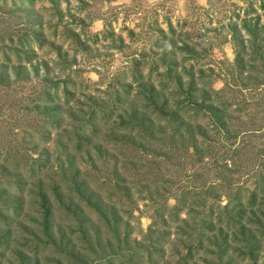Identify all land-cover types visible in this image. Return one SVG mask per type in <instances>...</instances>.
<instances>
[{"label": "rangeland", "instance_id": "obj_1", "mask_svg": "<svg viewBox=\"0 0 264 264\" xmlns=\"http://www.w3.org/2000/svg\"><path fill=\"white\" fill-rule=\"evenodd\" d=\"M249 7L254 11L245 18L264 24V0H0V35L10 39L4 44L22 47L31 57L16 61L8 50L7 62L0 53V223H5L0 224V264H264V33L258 32L263 41L256 44L261 58L251 61L249 48L241 55V66L250 63L253 70L245 68L235 81L228 75L238 72L229 25L235 22L236 34L249 45L239 21ZM21 34H28L26 44L18 42ZM183 47L203 56L198 62L184 59ZM148 49L163 53V61L174 69L171 75L154 58L157 68L140 84L130 75L113 82L121 70L134 66L145 74L151 62L137 57ZM64 59L73 64L60 70L57 62ZM200 69L218 92L211 98L227 103L224 107L213 101L224 126L216 125L209 112L200 110L194 116L186 95L175 92L187 87V73L197 75ZM68 79L75 85L64 88L61 82L53 90L52 82ZM111 84L113 89L107 90ZM197 84L207 88L200 80ZM151 86L159 89L156 105L167 96L169 110L177 100L181 107L168 115L170 122L155 115L149 124L134 123L132 130L120 131L140 146L120 144L112 129L132 110L137 116L143 113ZM116 87L119 104L113 102ZM63 89L72 93L67 103ZM200 92L190 99L199 101ZM106 94L115 107L104 110L112 113L105 115L106 121H96L98 132L91 145L77 154L70 149L58 155L57 135L73 128L86 105L91 107L90 97H98L103 106ZM49 95L52 101L46 102ZM53 107L54 115H44L43 109ZM51 120L60 126L47 125ZM177 120L185 123V132L172 127ZM142 142L153 149L143 148ZM71 145L69 141L66 147ZM31 163L34 169L36 163L42 166L28 176L24 169ZM70 163L75 177L67 173L59 180L58 164ZM73 183H83L79 191L89 197L88 203L76 194ZM176 197L177 205L183 197L185 206L172 222V212L162 208L173 205ZM43 202L51 211L47 236L41 230ZM238 202L246 213L242 235L240 225L229 227L225 220L226 210L239 209ZM98 207L105 222L95 213ZM209 210L211 228L205 233L193 221ZM112 226H117L119 241L110 233ZM46 237L50 242L43 248H33L37 239ZM126 247L138 249L139 256L126 262L127 252L116 250Z\"/></svg>", "mask_w": 264, "mask_h": 264}, {"label": "trees", "instance_id": "obj_2", "mask_svg": "<svg viewBox=\"0 0 264 264\" xmlns=\"http://www.w3.org/2000/svg\"><path fill=\"white\" fill-rule=\"evenodd\" d=\"M260 6H262L261 3H260ZM251 11H254V9L252 7H249L248 10H245L244 17L239 19V21L241 23V29L242 28L244 29V32H245V34L247 36L246 40L248 41L249 45H246V44L244 45L240 34H236L237 31H238V29H236V25L237 24L235 22H231V24L229 25L230 28H231V34H232L231 39H232V43H233V46H234V59L236 60L235 63L237 65V67H238V72H236L237 75H234L233 72H229L230 74H228V75H230V78L233 81H235V78L239 77L242 74V72L245 70V68H249L250 70H253V65L250 64V63L246 64L245 67L241 66V64H242L241 55L246 54V49L247 48H249L247 50V54L250 57L251 61H255V59L261 58V56H262V50L260 49V47L256 48V44H258L259 41H261V40L263 41V37L262 36L259 37L258 32L264 33V24L260 25V24H258L257 20L252 21V19H248L249 17L245 18V16ZM168 31L172 32L170 26H168ZM26 32L29 33L28 31H26ZM96 35L97 34L94 35L95 39L97 38ZM102 35H103V37H105L106 33H103ZM107 35L111 36L110 33H107ZM6 39L10 41V39L3 38V35H0V53H1L2 57L4 58V60L9 62L10 55L8 53V50L11 51V54H13L14 57H16V61H28V60H30L31 57H30V55H28V53H29L28 50H26V49L23 50L22 47L14 49L11 46H6L4 44ZM29 39L30 38H28V34H23V35L21 34L20 36H18V42H20V43H25L26 44L29 41ZM183 48H184L185 51H187V56H185L184 59H191L194 62H198L199 58L203 56V54H201V51H196L193 47L189 48V50L187 49V47H183ZM155 56H157V57H155ZM137 58H138V60H141V61H147V62L150 61L151 62L147 72L145 74H142L140 71L137 70V66L131 67L129 70H127L125 68L126 70H121L117 75H115L113 77V82L114 83H116V81H118V80H121L124 76L130 75L132 77V81L133 82H136L137 84L138 83L140 84L142 79L149 78L150 75H151V71H153V70H155L157 68L158 63H152L153 62L152 60H154V58L159 63H161L162 66H165L164 68H165V71H166L167 74L171 75L172 74L171 72H173V70H174L172 68V66H170L169 63H165L163 61L164 60L163 53L162 54L161 53L158 54L155 50H152V49H148L146 51L139 52V55H138ZM135 60L136 59L133 58V61L131 62L132 65H134ZM57 63L59 64L60 70H65V69L69 68L73 64V60L64 59L63 61H60V62H57ZM203 73H204L203 69H200L198 71L197 75H193L191 73H187V75L190 78L189 83L187 84V87L185 89H180L179 88L178 90H175V92H179L180 91V92H182V93H184L186 95L185 97L188 98V100L185 101V102L188 103L187 104L188 106H192L195 109V111L193 112L194 116L200 110H202V112L203 111L209 112L210 115L212 116V120L214 119L215 122L217 123L216 125L224 126L223 119H222L223 117L220 115V112H221L220 107L216 108L215 107L216 104H214L215 102H213V101H217V99L216 98H214V99L211 98L212 94H213L214 97H216L218 92L216 90H214L210 86L211 85V80L206 79L204 77ZM199 80L202 81L203 85H207V88H204V89H201L200 87L197 88L196 85H198L197 81H199ZM61 82L64 83V88L66 87L65 85H67L69 83L75 85L74 82L71 81V79L63 80V81L57 80V81H54V82L51 83V86L53 87V90H56L58 84L61 83ZM119 82H118V85H119ZM177 82L180 83L179 77H178V81ZM113 85H115V84H113ZM113 85L112 84L111 85H107V87H106L107 90H112L113 89ZM253 86H255V85H253ZM46 87H47V89L51 88L50 86H46ZM126 87H129V85L126 84L125 86L122 87V89L125 90L124 91L125 94H126V90H127ZM142 89H144V88H142ZM146 90L149 93L150 100H148V102L145 103L143 108L140 110L143 113H141L140 115L137 116L135 110H132L128 115H126L127 120H119L116 123V125L114 126V128L112 129V131H115L114 133L117 134L120 137V140H117L118 142H120V144H123L124 142L126 144L127 143L134 144L132 142V140H130L128 138H125L124 136H121L120 135L121 134L120 131H123V130L130 131V130H132V127L129 128V126L134 124V123L137 124V125H143V122L145 121V122H147L149 124L150 121H152L151 118H153L155 115H156L155 117L159 118V119L168 118V115L173 116V114L175 112L174 110H179V108L182 105V101H180V100L174 101V102H172L174 104L173 108L175 107L174 110L173 111H172V109L169 110V104H168V99H167L168 97L167 96L163 97V99L159 103V105H156L154 102H155V98L158 99V97H157L158 94H154V93H158L159 89L156 91L151 86V87H149ZM197 90L201 91L200 92L201 94H200L199 101H197V102L196 101H192L190 98H191V96H193L194 92H196ZM63 92L67 96L66 99H65V102L67 103V100L69 99L68 97H70L68 95H72V93L71 92H66L65 89H63ZM117 92L118 91H117V87H116V90L114 89L113 93L116 94L117 97H116L115 101H113V102L119 104V103L122 102V100H120V98H119L120 95L117 94ZM43 94L46 97L48 96V93L45 92V91H43ZM141 94H142V92L140 91V92H137L136 95H141ZM106 95H107V97L105 99L106 103H104L103 106H101L98 103V100H100L98 97H96V96L90 97L89 100L91 101V104H92L91 107H90V103L87 102L88 103L86 105L87 110L83 112V115H81V117L79 119H77L78 120L77 123L75 125H72L73 128L70 131L69 130L66 131V129H64L57 135V137L55 138L54 142H55V150L58 152V155L63 154L66 151H70V149H71V152H73L74 154H77L83 149V147L85 148V147H88V146L91 145L92 137L95 136V134L98 132V128L96 127V123L98 122V120L100 118H102V121H106L108 118L105 115L112 114L111 111H109L110 113L105 114L104 110L106 108H107V110L109 108H110L109 110H111L112 109V107H111L112 105H114V107H115V104L113 102H110L111 94H109V95L106 94ZM51 101H52L51 100V96L49 95V98H48V100H46V102H51ZM217 102H219V101H217ZM224 104H225V101L219 102V105H223L224 106ZM226 105H227V103H226ZM98 109L100 111L99 115H98ZM55 112H57V109L55 107H53L51 109L50 108L49 109H46V108L43 109L44 115L51 116V115H54ZM152 114H154V115L152 116ZM203 114H205V113L203 112ZM176 117L171 120L172 124H173V121L176 119ZM168 122H170L169 118H168ZM177 122L178 123H176V125H172V127H174L175 131L178 132L180 130V128H181V130L183 132H185L186 131L185 128L187 127V126L184 127L185 123L183 121H178V120H177ZM46 124L47 125H52V126H57V127L60 126V122L59 121L57 122L55 120H51L50 122H48ZM88 128H90V129L87 132ZM146 128H147V126L143 128L145 132H146ZM175 134L176 133H174V135ZM169 137H170V135H169ZM65 138H66V140L63 141ZM47 139H48V135L46 137V140ZM69 141L72 142V145L70 147H66V144ZM142 144H143L142 145L143 148L146 146V147H150V148L153 149V147L148 145L149 143L142 142ZM135 146H140V145H135L134 144V146L132 145V148L135 147ZM163 148H165V147H163ZM145 157H147V155H145ZM36 160H38V159H36ZM36 165H37V168L34 169L33 166H32V163H31L30 169L29 168L24 169V173H28V176H32L33 174H35L37 172V170H40V166H42L41 163H36ZM58 166L60 168L59 169L60 172H58L59 180H64V178L67 176L66 175L67 173L70 174L71 176L75 177L74 175H76V172H75L76 168L74 169L72 164L70 166H65V167L64 166L61 167L59 164H58ZM83 174L86 175V176H89V177L91 176V174L89 172L88 173L84 172ZM111 179L112 178H108V177L106 179L104 177L102 178V180L106 181V182H111ZM260 182L262 184V187H264V180L261 179ZM73 184L76 186V189H74L76 194L79 195V197L81 198V200H83V202H85V204L88 203L87 201H89V197H85L86 195L83 196L82 192L79 191V188L81 186H83V183H81L80 185H77L76 183H73ZM16 190H17L16 192L20 191L21 187L20 186H18V188L16 187ZM253 197H254V193L250 195V200L247 201L249 206H251L253 204V201H254ZM179 199L181 200L179 205H177L178 201H177V197H176V200L174 201L173 205L168 206V205L164 204L166 207L162 208V209H169L170 213L172 212L170 214V216H169L170 220H172V222L173 221H178V212L182 209V207L185 206V201L182 200L184 198L181 197ZM43 204H44V202H43ZM89 205H94V204L90 203ZM238 207H239V209H236V208H232L231 210L227 209L226 213L228 215H225L226 216L225 220H226V222H227L229 227H232V226L234 227L235 225L236 226L240 225L238 227V232H239L240 235H242L244 226H243V224H240V223L245 219L246 213H245V209H244L245 206L243 205V208H242V205L240 204V202H238ZM65 210H68V206L65 207ZM188 210L190 211V209H188ZM41 211H42L41 230L44 232V236L45 235L47 236V235L50 234V228H51V224H50V222H51V211H50L49 206H46L45 204L41 205ZM230 211L235 212V214L234 215L229 214ZM96 212L98 213V218L100 220H102V222H105L106 219L102 216L103 212H102V210L99 207H98V209L96 208L95 213ZM76 214H77L76 212L72 213V215H74V218H77ZM157 214H158V209H155L154 210V214L152 213L151 216H150L152 221L155 219V216H157ZM193 218H196V215ZM0 219L4 220L3 215H1V214H0ZM116 219H118V218H116ZM211 219H212L211 211L209 210V212H207V214L200 215V217L198 219L196 218V221H193V223L195 225L198 224L199 225V229L200 230H204L205 233H206L211 228V225H209L207 227V222H208V224H210ZM180 220H182V219H179V221ZM216 222L217 223L220 222L219 217H218V221H216ZM0 224H2V223H0ZM3 224L5 225V223H3ZM214 224H216V223H214ZM109 228H110V233L112 235L113 234H115V236L119 235V232L117 231V226H112V227H109ZM109 228H108V230H109ZM199 235H201V234L198 233V236ZM1 238H2V236H0V239ZM116 240L119 241L118 240V236H117ZM46 241L50 242V238L46 237L44 240L37 239L35 241V244L33 245V248L34 249H37L39 247L43 248ZM0 245H2V244L0 243ZM116 250L127 252V255L125 257H123L124 259H126V262H130L131 260H133V257H134L135 254H137L136 256H139L138 253H137L138 249H136V248L131 249L129 247H126V248H123V249H116ZM140 251H141V249H140ZM130 264H137V261H134V262L131 261Z\"/></svg>", "mask_w": 264, "mask_h": 264}]
</instances>
